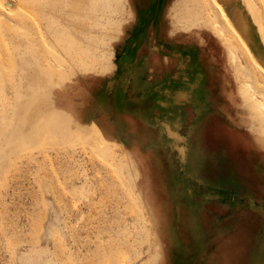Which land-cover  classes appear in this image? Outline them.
Masks as SVG:
<instances>
[{"label": "rangeland", "instance_id": "obj_1", "mask_svg": "<svg viewBox=\"0 0 264 264\" xmlns=\"http://www.w3.org/2000/svg\"><path fill=\"white\" fill-rule=\"evenodd\" d=\"M189 1L191 11L203 13L190 12L183 26L213 23L210 30L233 59L227 62L234 86L248 83L264 102V69L222 4ZM251 1L264 22V2ZM123 13L120 0L0 2V264H210L218 255L264 256L259 168H250L245 181L242 167L231 176L229 166L203 160L178 165L172 196L161 198L156 219L145 182L156 172L152 163L145 168L118 136L105 134L104 120L85 124L67 101L63 90L78 74L114 70L112 43L128 17ZM3 17L16 29L7 30ZM26 101L39 107V142L9 144L5 127ZM237 109L264 146L260 117ZM82 110L85 120L87 104ZM126 137L137 140L136 130L128 128Z\"/></svg>", "mask_w": 264, "mask_h": 264}, {"label": "crops", "instance_id": "obj_2", "mask_svg": "<svg viewBox=\"0 0 264 264\" xmlns=\"http://www.w3.org/2000/svg\"><path fill=\"white\" fill-rule=\"evenodd\" d=\"M177 1L129 0L130 19L112 43L114 70L78 74L63 90L82 122L104 120L105 134L118 136L145 168L156 167L159 157L162 171L145 182L153 189L149 196L160 199L172 196L176 167L189 161L229 166L231 176L237 167L264 168V146L223 93L233 79L222 42L207 28H177L170 10ZM218 1L264 69V46L242 0ZM128 128L136 130L137 140L126 137ZM206 262L264 264V256L218 255Z\"/></svg>", "mask_w": 264, "mask_h": 264}, {"label": "bare ground", "instance_id": "obj_3", "mask_svg": "<svg viewBox=\"0 0 264 264\" xmlns=\"http://www.w3.org/2000/svg\"><path fill=\"white\" fill-rule=\"evenodd\" d=\"M2 0H0V2H1ZM177 1V0H176ZM207 1V0H206ZM216 0H213L211 3H208L209 4V7L208 8H210V5L212 6L214 3H216L215 2ZM255 1V0H254ZM258 1H260V0H258ZM261 1H263L264 2V0H261ZM260 1V2H261ZM197 4H196V6L198 5L199 7H203V2L204 1H201V0H196L195 1ZM208 2H209V0H208ZM219 2V1H218ZM217 2V3H218ZM252 2L253 1H251V0H242V3H243V5H244V7H245V9L247 10V12H248V14L251 16V18H252V20H253V23H254V25H255V27H256V30H257V33H258V41L264 46V22L262 21V19H261V16L263 15H261V11L258 9V11L260 12V14H259V12L253 7V5H252ZM176 3H178L177 5L178 6H175V9H170V10H172V12H173V10H175V14H173V17H174V19L176 20V24L175 25H177L176 27L177 28H179L181 31H182V29L183 30H185V31H187L188 30V28H186V27H184V26H186V25H184V23H185V20H187V19H185L189 14H190V12H191V16H193L192 14H194V17L195 16H198L199 14L201 15L202 13H203V11H199L198 9H196L197 10V12L196 11H191V7H192V5H191V3H190V1L189 0H178ZM256 3H259V2H256ZM120 4H121V7H122V12H124L128 17H130L131 16V10H130V8H129V0H120ZM192 4H194L193 2H192ZM206 4H207V2H206ZM220 4V2L218 3V5ZM173 5H174V3H173ZM176 5V4H175ZM258 5V4H257ZM208 6V5H207ZM215 6V5H214ZM178 7V8H177ZM262 7V6H261ZM206 8V7H205ZM207 8V9H208ZM186 9V10H185ZM194 9V8H193ZM192 9V10H193ZM209 10H211V9H209ZM215 9H213L212 11H214ZM224 10V9H223ZM223 10H221V13H223L222 11ZM198 11L200 12L199 14H198ZM225 11V10H224ZM172 12L171 13H169V14H172ZM202 12V13H201ZM123 13V14H124ZM174 13V12H173ZM216 13V12H215ZM220 13V14H221ZM122 14V15H123ZM227 14V13H226ZM205 15V14H204ZM203 15V16H204ZM207 15V14H206ZM206 15L204 16V17H206ZM209 15V14H208ZM170 18H172L171 17V15H168ZM190 16V17H191ZM202 16V17H203ZM221 16H222V18H223V20L225 19V21L227 20V18H225L226 17V15H222L221 14ZM228 16V15H227ZM126 16L124 15V19H126V18H128V17H126ZM214 18H215V16H213ZM264 17V16H263ZM198 18H199V16H198ZM212 18V17H211ZM3 19L4 20H6V21H4L5 22V25H6V27H7V30H12V29H16V26L12 23L13 21L12 20H10L9 18L7 19L6 17H3ZM124 19H123V16H122V25H120L118 28H116V33H118L119 35H120V33H121V31H122V29H123V26L126 24V22L127 21H124ZM173 19V20H174ZM191 19V18H190ZM206 19H207V17H206ZM216 19V18H215ZM230 19V18H229ZM198 20V19H197ZM204 20H205V18H204ZM211 20V19H210ZM184 21V22H183ZM194 21V20H193ZM200 21H201V19H200ZM208 21V20H207ZM206 20H205V23L207 22ZM212 21V20H211ZM210 21V22H211ZM214 21V23H215V21L216 20H213ZM230 20H228V22H229ZM175 22V21H174ZM201 22H203V21H201ZM188 23V22H187ZM200 23V22H199ZM198 23V24H199ZM204 23V22H203ZM204 23V24H205ZM208 23V22H207ZM229 23H231V22H229ZM191 25H192V23H190ZM197 24V25H198ZM201 24V23H200ZM203 24V25H204ZM215 24H218V21H217V23H215ZM226 24L228 25V23L226 22ZM184 25V26H183ZM196 25V27H198ZM202 25V26H203ZM229 25H231V24H229ZM229 25H228V27H229ZM179 26V27H178ZM190 26V25H189ZM210 26H214V24L212 23V25H210V24H208L207 25V29H209L210 30ZM175 26H174V29L176 28ZM204 27V26H203ZM210 27V28H209ZM194 28H195V24H194ZM200 28V27H199ZM179 30V31H180ZM216 30V29H215ZM215 30H214V32H215ZM218 30L220 31L221 29H219V27H218ZM174 31H176V30H174ZM184 31V32H185ZM211 32H212V30H210ZM213 32V33H214ZM176 33V32H175ZM226 33V32H225ZM171 34V33H170ZM215 34V33H214ZM173 35V34H172ZM224 35V34H223ZM215 36V35H214ZM225 37H229V34H228V36H227V34H226V36ZM219 39V38H218ZM223 39H224V37H223ZM228 41V44L229 43H231V45H232V43H234L233 42V40L231 41V42H229L230 40H227ZM235 44V43H234ZM230 45V48L232 47ZM236 45V44H235ZM234 46V45H233ZM227 47H229V46H227ZM229 48V49H230ZM233 48V47H232ZM227 48H225L224 49V51L226 50ZM233 50L234 49H230V51H232L233 52ZM234 53V52H233ZM225 54H226V59H231V60H233L232 58H230V56H229V54L225 51ZM235 55V54H234ZM232 56V55H231ZM234 57V56H233ZM236 59V58H235ZM231 60H227V61H229V63H230V61ZM236 63V62H235ZM231 66V65H230ZM229 65H228V69H229V67H230ZM49 67L51 68V69H53V70H57V67L55 66V64L52 62V63H49ZM234 68H236V66L234 67ZM232 70V69H231ZM227 73H228V71H227ZM225 74L226 76H228V74ZM232 73V72H231ZM237 75V74H236ZM240 76V75H239ZM232 79H234V78H232ZM234 84L235 83H233L232 84V87L231 88H223L224 90H223V93L224 94H226V95H228V96H230V98H231V100L233 101V103L235 104V106H237V108H243L244 110H246V111H248V114L250 113V117L251 118H254V116L256 117V116H259L260 117V119H261V122H262V124H264V102L263 101H261L260 99H258L257 97H255L254 95H252L253 93L251 92V88H250V85L248 84V83H246L245 85H241V84H239L240 86L239 87H236V86H234ZM244 84V83H243ZM14 111V110H13ZM231 114V113H230ZM13 122H12V124L11 123H9V124H7L6 125V127H5V130H6V132L8 133V138H7V142L9 143V144H14V145H18L19 143H22V144H29L30 142H39L38 140H39V137H40V133H41V130H42V127H43V124L41 123V116L39 115V107H38V105L37 104H35L34 102H32V101H26L25 103H24V110L23 111H20V110H18L17 112H13ZM26 121V123L24 124V122ZM12 125V126H11ZM11 126V127H10ZM18 132H21V136L20 137H18L17 139H16V134L18 133ZM51 134V133H50ZM52 135V134H51ZM53 135H54V133H53ZM0 158H1V156H0ZM2 160V159H1ZM152 166V167H151ZM151 169L153 168V165L151 164ZM155 166L156 167H154L155 168V171H157L158 173L160 172V171H162V167H161V160L159 159V157H156V161H155ZM243 168V170H244V175H245V177H246V179H245V181H248V177H249V175H248V173L250 172V168H245V167H242ZM259 172H260V174L261 175H264V173H263V170L261 169V168H259ZM157 196H153L152 198H150V204L152 205V207H153V209H154V212H155V217H156V219H158V216L156 215V210L158 211L160 208H156L158 205H162L161 203H162V201H161V199L160 198H158Z\"/></svg>", "mask_w": 264, "mask_h": 264}]
</instances>
